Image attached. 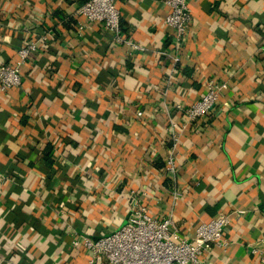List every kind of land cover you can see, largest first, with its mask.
I'll use <instances>...</instances> for the list:
<instances>
[{
    "label": "crops",
    "instance_id": "crops-1",
    "mask_svg": "<svg viewBox=\"0 0 264 264\" xmlns=\"http://www.w3.org/2000/svg\"><path fill=\"white\" fill-rule=\"evenodd\" d=\"M86 1L0 0V64L38 45L21 87L0 94V264H87L72 232L98 239L122 226L131 191L187 239L227 215L230 245L206 249L208 264H262L264 0H188L176 72L162 54L173 38L164 0H117L123 34L145 50L84 21ZM208 79L227 87L208 117L182 126L174 106L200 99Z\"/></svg>",
    "mask_w": 264,
    "mask_h": 264
},
{
    "label": "built area",
    "instance_id": "built-area-1",
    "mask_svg": "<svg viewBox=\"0 0 264 264\" xmlns=\"http://www.w3.org/2000/svg\"><path fill=\"white\" fill-rule=\"evenodd\" d=\"M164 4L167 7L166 23L173 29V38L169 45L170 50H164L162 54L170 58L173 71L176 72L181 60V51L191 31L193 15L188 0H164ZM78 14L84 21L102 24L113 35L116 43H125L132 49L145 50L123 34L117 0H87L79 8ZM84 26L85 22H79L80 29ZM42 40H46V37ZM37 49V43L30 42L19 50L20 60L17 65L0 64V94L11 88L21 87L23 77L20 66L24 65ZM226 87V83L208 79L200 99L188 106L176 104L174 108L183 112L186 117L182 126L208 117ZM179 126L176 120L171 119L167 127L171 145L165 161V171L171 176L176 172ZM6 180L5 176L0 175V190ZM172 194L175 199L180 195L178 190H173ZM130 195L134 201L129 216L125 223L113 232L98 239L72 232V245L83 247L89 253L87 264H208L204 260L206 249L214 246L226 250L229 247L230 242L225 236V229L229 224L227 215L201 223L194 236L187 239L181 235L172 217L153 219L135 191H131ZM258 252L264 264V248Z\"/></svg>",
    "mask_w": 264,
    "mask_h": 264
}]
</instances>
